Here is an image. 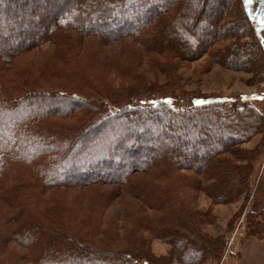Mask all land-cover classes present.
<instances>
[{"label":"rangeland","instance_id":"obj_1","mask_svg":"<svg viewBox=\"0 0 264 264\" xmlns=\"http://www.w3.org/2000/svg\"><path fill=\"white\" fill-rule=\"evenodd\" d=\"M189 1L193 11L188 14L190 24L188 23L185 31H182V36L189 41L191 55L158 51L150 40L156 37L154 31L147 35L148 42L132 36L103 41L96 36L80 37L78 34L62 31L57 39L18 56L9 68L2 69L0 66V87L3 85L2 89L5 87L9 90L11 86L12 90L20 87L23 92L38 91L42 94L58 92L73 97L72 99L94 96L95 106L99 107L97 112L94 108L95 113L90 114L84 110L74 117L66 118V122L75 126H82L87 119L94 118L82 126L81 132L84 129L89 132L88 128L95 126L100 120H105L108 113L119 111V108L142 106L147 109L150 104L163 97H168L170 102L181 110L195 114L199 119L194 120V125L178 118V128L170 127L166 135L163 134L158 141H153L154 151L150 152V157L147 155L148 160H142L137 166L130 167L133 154L129 153V158H122V170L118 165L113 167L114 176L129 178L131 185L127 189L118 190V184L115 182L89 184L90 180H83L82 186H67L47 193L38 206L44 211H49L51 216L53 213L60 214V219L55 216L53 218L66 220L65 224L62 223L63 226L72 225L73 228H69L71 235L86 244L136 252L138 259L132 260L136 264H194L192 257L183 256L182 251L179 253L175 250L176 247L171 249L170 244L158 239L168 226L187 235L189 244L193 242L190 239H197L210 245L207 246L206 255L199 259V264H238V257L247 240L261 241L250 250L252 254L258 252L259 257L257 260L251 257L246 261L242 258V264H264V199H260L261 189L259 200L254 197L260 179H264V61L262 63L254 53L255 43L264 47V8L259 9L264 1L240 0L243 13L262 16V21L252 19L248 22L250 36L246 35L249 29L240 27L234 33L237 37H227V33L221 28L228 27L227 23L234 14L232 6L236 2L225 0L229 6L224 13L223 22L219 25L218 37L213 41L209 52L204 51V44L200 46V33L207 21L205 14L210 9L201 4L204 0ZM212 2V5L217 7L215 2L220 0ZM173 8L178 10L177 5ZM2 9L3 5L0 3V10ZM167 13L170 14L165 12ZM93 16L94 20L98 17ZM234 18L232 20L237 19ZM15 19L17 16L7 17L5 26L9 27ZM25 34L31 36L29 32ZM2 35L7 37V33ZM239 41L252 44L248 45L249 48L242 43L239 45ZM12 42L16 43L15 40ZM221 50L222 53H219ZM263 50L261 47L264 58ZM239 54L240 59L232 60V56ZM42 66L55 68L43 73L39 70ZM18 93L19 89L16 94ZM194 97L225 99V102L211 101V105L196 108L192 107L191 102ZM40 105L36 102L34 106H26L24 109L36 112ZM88 105L90 107L92 104ZM253 114L261 116L263 123L256 125L250 122L249 118ZM170 116L172 115L169 113H145L142 117L151 125L152 130L162 132V126L171 124ZM205 119L219 124L218 129L207 125L208 130L214 134L209 138L204 132L198 134L204 127L202 120ZM114 125L116 128L109 136L118 138L121 132L118 130L120 126L117 125V120ZM240 128L253 132L242 136L237 132ZM186 129L187 132L184 131ZM192 131L194 134H189ZM133 134L132 130H127L122 136H128L130 139ZM193 137L197 140L208 138L221 142H227L229 138L234 140L235 142H232L235 144H232L228 151L223 147L212 148L214 155L209 159L208 167L198 170L195 168L197 166L194 152L198 156L203 153L199 148L197 151L192 150ZM8 138L9 136L5 137ZM37 138L38 136H35L32 140L37 142ZM112 138L106 140L110 142ZM182 138L189 141L185 147L189 148L190 152L189 149L183 150L186 167H172L177 163L164 162L168 159L165 157L166 153L172 151L169 142ZM99 142L100 139L87 142L86 150L81 152L84 162L88 155L101 160L108 154L99 150ZM136 146L134 148L139 150ZM114 153L115 150L111 152L112 155ZM96 160H90L89 165H83L93 169L94 174L101 172L106 175L104 172L109 170L108 167L102 168L96 164ZM93 162L95 164L90 167ZM146 163L149 165L146 166ZM188 164L190 166H187ZM226 165L227 178L234 176L244 183L237 186L234 192L219 193L223 191L219 188ZM64 167H67L64 163L57 167L59 175L63 173ZM74 171L75 169L73 174ZM73 176L75 181L80 180L76 178L79 175ZM96 178H92L93 182L97 181ZM65 179L69 180L66 176ZM20 204L16 202L7 206L0 201V235H5V242L0 238V264H37V258L39 259L42 253L39 247L34 246V249L30 250L8 233L10 227L17 230L25 227L31 220H37V210H40L37 208V202L27 206ZM21 207L24 208L23 221L11 224V220H21V217L16 218ZM256 226L258 231L254 233L252 230ZM250 233L254 234L253 237ZM163 243L168 244L169 248ZM93 252L97 253L96 250ZM105 260L106 264H112Z\"/></svg>","mask_w":264,"mask_h":264},{"label":"trees","instance_id":"obj_2","mask_svg":"<svg viewBox=\"0 0 264 264\" xmlns=\"http://www.w3.org/2000/svg\"><path fill=\"white\" fill-rule=\"evenodd\" d=\"M208 1L204 0L201 3L208 6L210 10L205 14L207 21L200 33L202 39L200 46L204 44V51L209 52L213 41H216L218 37V30L220 31L219 25L223 22L224 13L229 5L225 3V0H220V2H215L218 5L221 4L217 8L218 5L217 7L212 5L214 3L212 2L213 0L209 1L210 5ZM235 2L236 4L232 6L234 14L231 18L235 17L237 19H231L227 23L228 27H222L221 30L227 33V37H237V34L234 33L240 27H243L246 30L249 29L246 35L250 36L248 22H251L252 19L260 22L262 21V16L243 13L240 0H235ZM0 3L3 5L2 11L0 10V66L2 69L12 66L18 56L29 52L45 42L57 39V36L62 31L72 32V34H78L77 36L80 37L96 36L100 37L103 41L127 36L144 41L149 38L147 37L149 32L154 31L156 37L150 40L158 51H172L176 55H191L190 52H192L191 47L189 48V41L185 40L182 36V31H185L188 23L190 24L187 18L188 14L190 11H193L192 3L189 0H0ZM16 4L18 5L16 6ZM176 5L179 12L173 8ZM261 8H264V4L259 7V9ZM165 12H169L170 14L167 13V15ZM93 15L98 17L94 20ZM10 16H17V19L7 27L5 24L7 17ZM27 32L31 33L30 37L25 34ZM2 33H7V37L3 36ZM190 39L193 38L190 37ZM12 40H15L16 43L13 44ZM146 41L148 42V40ZM241 43L239 41L238 44L240 45ZM242 44L248 46L252 43L246 41ZM255 45L254 53L263 63L264 58L261 47L263 49L264 47L261 44V47H259L257 43ZM232 47L233 45L230 48ZM248 47L250 48V46ZM218 52L222 53V50ZM233 59H240V54L232 56ZM7 65L9 66L7 67ZM49 68L42 66L39 70L44 73L47 70L53 71L55 67ZM2 88L3 85L0 87V201L7 206L16 202L20 204V201L22 202L21 204L26 206L27 204L37 202L38 206L47 193L66 188L67 186H82L83 180H90L89 184L95 182H115L118 184V190L127 189L131 185L129 178L123 179L121 176H114L113 167L115 165H118L122 170L124 168V159L126 157L129 158V153L133 154V157L130 156L132 157L131 160L129 159L132 165L130 167L137 166L142 160H148L151 155L150 152L154 151L153 141H158L163 134L166 135L170 127L178 128L177 123L180 119L189 122L191 125H194V120L199 119L190 111L181 110L180 107L173 105L168 97H163L156 100L155 103L150 104V108L147 109L142 106L119 108V111L108 113V115H105L107 116L105 120H100L95 126L93 125L88 128L89 132H86L85 129L81 132L82 126L94 118L90 117L82 126L70 125L66 122V118L74 117L79 111L84 110L90 112V114L95 113L94 108H96L97 112L99 107L98 105L95 106L94 96L89 95V97L83 96L72 99L73 97L71 98L66 96V94H59L58 92L42 94L38 91L26 90L23 92L20 87L14 90H12V86L10 90L5 87L4 89ZM18 89L20 93L16 94ZM104 100L106 101V99ZM211 101L223 103L225 99L211 100L209 97H194L191 102L192 107L201 108L211 105ZM36 102L37 105L41 104L38 107L40 109H37L36 112L24 109L26 106H34ZM88 103H91L94 107L92 105L89 107ZM66 106L68 109H65ZM104 110H106L105 106ZM105 113L107 112L105 111ZM145 113L163 115H168L169 113L172 115L170 116L171 124L168 126L163 124L162 132L154 131L151 125L142 117ZM7 117L11 119L9 120ZM260 117L253 114L249 118V121L259 125L263 123ZM178 118L180 119L178 120ZM116 120L117 125L120 126L118 130L122 134L127 130L133 131L134 134L130 139L128 136L126 138L123 137L121 133H119L118 138L109 136L110 132L116 128V124L114 125V121ZM202 121H204L202 122L204 127L198 134L201 135L204 132L208 138L214 135L208 130L207 125L218 129L219 124L212 120L205 119ZM184 131L187 132V129ZM237 132L238 134L241 133L240 135L242 136H248L253 131L240 128ZM189 134H194V132L192 131ZM6 136H9V138L5 139ZM35 136H38L37 142L32 140ZM110 138L112 140L109 142ZM208 138L198 140L196 137L191 138L193 139L192 150L197 151L199 148L203 153L201 156H198L194 152L197 166L195 168L198 170L208 165L209 159L214 155L212 148L223 147L228 151L229 147L235 144L232 142L234 140L229 138H227V142ZM92 139H100L101 148L99 150L106 151L108 154L102 157L101 160H98V158L93 159L94 157H91L93 155H88V157H85L86 162H84L82 158L84 155H81V152L86 150L87 142ZM184 140L182 138V140H171L169 142L172 151L166 153L165 157L167 156L166 158L168 159H165L164 162H176L177 164L172 167H186L183 150L186 149L188 151L189 148L187 149L186 147L189 141ZM206 144L208 145L206 146ZM214 144L216 145L214 146ZM136 145L139 147V150L134 148ZM113 150H115L114 155L111 154ZM118 157L119 160H117ZM90 160H96V164H99L102 168L108 167L107 169L109 170L104 172L106 175L101 174V172L100 174H94L93 169L86 166V164L83 165V163L88 164L91 162ZM189 162L190 160L187 163ZM63 163L67 167H64L63 173L60 172L61 174L59 175L57 167ZM94 164V162L91 163L90 167ZM148 165L149 163H146V166ZM187 166L190 165L188 164ZM226 168L227 165L224 168V173ZM74 169L75 174H73ZM119 170L118 168L117 171ZM73 175H79L76 178L80 180L75 181V178H73L75 176ZM226 175H228V172L221 179V188L219 189L223 191H219V193H226L225 191L234 192L233 190L237 186L244 183L243 180L239 182L234 176L233 178H227L228 176ZM65 176L70 181L66 180ZM94 177H97V181L93 182L94 179L92 180V178ZM114 178L116 179L113 180ZM128 183L129 186H127ZM260 189V199L263 200V178L260 179L254 195L258 200ZM37 208L40 209L39 211L37 210V220H31L25 227L17 230L10 227L8 231L15 240L24 243L30 250H33L34 246L39 247L38 249L42 253L39 259L37 258V264H55L56 262L57 264H106L105 259L112 264H136L132 262V260L138 259L136 256L139 255L136 252L131 253L129 251H121V249L98 248L92 244H86L84 241L78 240L75 236L71 235L72 231L69 228H73L72 225L67 224L63 226L62 223L66 220H55L53 218V216L59 218L60 214L53 213L51 216L49 211H44L39 206ZM23 209L21 207L19 215L16 217H21V220H11V224L23 221ZM257 231L258 228L256 226L252 232L256 233ZM251 235L253 237L254 234ZM4 236V234H1L0 238L5 242ZM254 237L260 238V236ZM158 239L170 244L171 249L176 247V251L179 253L182 251L184 253L183 256L187 258L192 257L194 264L197 262L199 264V259L206 255V251L210 246L203 240L197 239H190L193 242L189 244L187 235L179 232V230H173V227L170 226L164 228L162 236ZM93 250H96L97 253L93 252ZM79 256L82 258H79ZM55 257L57 259H54ZM143 264L148 263L144 262Z\"/></svg>","mask_w":264,"mask_h":264},{"label":"crops","instance_id":"obj_3","mask_svg":"<svg viewBox=\"0 0 264 264\" xmlns=\"http://www.w3.org/2000/svg\"><path fill=\"white\" fill-rule=\"evenodd\" d=\"M261 241H256V240H247L245 245L243 246L242 249V253L241 255L238 257V264H242V261L244 262V260H249V258L253 257V259L255 258V260H257V258L259 257V253H253L250 251L251 247L253 245H258ZM253 243V244H252ZM164 244V243H163ZM167 248H169L168 244H164ZM244 258V260L242 259Z\"/></svg>","mask_w":264,"mask_h":264},{"label":"snow or ice","instance_id":"obj_4","mask_svg":"<svg viewBox=\"0 0 264 264\" xmlns=\"http://www.w3.org/2000/svg\"><path fill=\"white\" fill-rule=\"evenodd\" d=\"M246 2H251V0H246Z\"/></svg>","mask_w":264,"mask_h":264}]
</instances>
